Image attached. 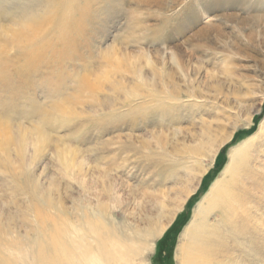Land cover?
<instances>
[{
  "label": "rangeland",
  "instance_id": "rangeland-1",
  "mask_svg": "<svg viewBox=\"0 0 264 264\" xmlns=\"http://www.w3.org/2000/svg\"><path fill=\"white\" fill-rule=\"evenodd\" d=\"M245 3L0 0V225L22 248L39 214L77 223L101 203L166 227L145 263L177 264L198 204L238 172L232 211L211 209L196 237L201 264H264V31L207 24Z\"/></svg>",
  "mask_w": 264,
  "mask_h": 264
},
{
  "label": "bare ground",
  "instance_id": "bare-ground-1",
  "mask_svg": "<svg viewBox=\"0 0 264 264\" xmlns=\"http://www.w3.org/2000/svg\"><path fill=\"white\" fill-rule=\"evenodd\" d=\"M246 1L247 5L245 3L243 6L242 15L234 12L213 13L207 24L220 19L233 22L237 38L243 37L249 41L254 31L256 33L264 31V0ZM246 21L253 25L245 28L243 24ZM250 142L251 140L245 142L229 153L230 167L234 164L239 167L243 165L242 157ZM230 167L228 166L226 171H233ZM238 176L237 172L230 181L223 182L222 179H217L213 182L193 213V218L197 220L191 221L183 231L176 247L177 264H201L202 261L210 260V255H203L209 242L204 247L198 243L196 237L201 233L211 209L220 212L232 211L230 202L234 200V196L231 182ZM97 206L95 210L90 208L88 213L81 207L77 223L64 217L59 222L61 216L58 213L54 217L39 214L42 230L38 228V232L36 231L31 238L30 236L24 238L27 239L25 248H22V240L14 236L9 227L0 225V264H146L145 252L150 249L151 241L157 239L166 227L153 226L152 218L149 216L142 218L145 222L143 226H131L123 221L115 222L114 216L109 214L104 205L100 203ZM54 207L59 212L63 211L60 207ZM186 233L187 244H184ZM206 239L204 236L202 240Z\"/></svg>",
  "mask_w": 264,
  "mask_h": 264
}]
</instances>
